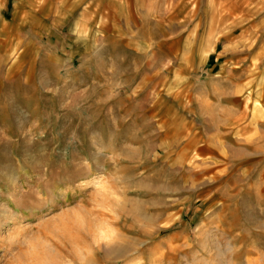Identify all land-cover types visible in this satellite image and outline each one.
Masks as SVG:
<instances>
[{
    "label": "rangeland",
    "instance_id": "1",
    "mask_svg": "<svg viewBox=\"0 0 264 264\" xmlns=\"http://www.w3.org/2000/svg\"><path fill=\"white\" fill-rule=\"evenodd\" d=\"M49 262L264 264V0H0V264Z\"/></svg>",
    "mask_w": 264,
    "mask_h": 264
},
{
    "label": "bare ground",
    "instance_id": "2",
    "mask_svg": "<svg viewBox=\"0 0 264 264\" xmlns=\"http://www.w3.org/2000/svg\"><path fill=\"white\" fill-rule=\"evenodd\" d=\"M82 183H83V182H82ZM38 197H39V198H42L43 196H39V194H38ZM85 240H86V239H85ZM82 241H84V238H83L81 235H79L78 238L74 239V242H77V244H79V243L82 242ZM99 248H101L100 245L98 246L97 249H99ZM48 249H49V248H48ZM49 251H50V250H49ZM50 252H51V251H50ZM62 252H63V251H62L61 249L58 250V253H59V254H61ZM97 252H98V251H97ZM53 253H54V252H53ZM55 254H56V253H55ZM56 257H57V256H56ZM52 258H53V257H52ZM47 259H48V258H47ZM56 259H57V258H56ZM60 259H61V258H60ZM44 260H45V259H44ZM54 261H56V260L53 259V262H54ZM53 262H52V264H53ZM54 263H55V262H54ZM49 264H50V262H49Z\"/></svg>",
    "mask_w": 264,
    "mask_h": 264
},
{
    "label": "crops",
    "instance_id": "3",
    "mask_svg": "<svg viewBox=\"0 0 264 264\" xmlns=\"http://www.w3.org/2000/svg\"><path fill=\"white\" fill-rule=\"evenodd\" d=\"M260 111V110H259ZM193 140L195 141L196 140V138L195 137H193Z\"/></svg>",
    "mask_w": 264,
    "mask_h": 264
}]
</instances>
